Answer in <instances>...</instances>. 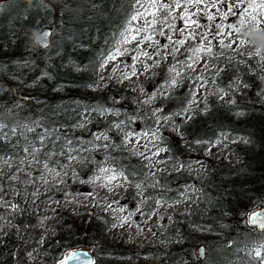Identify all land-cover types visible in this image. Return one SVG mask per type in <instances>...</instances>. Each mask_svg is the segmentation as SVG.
<instances>
[{
	"label": "trees",
	"instance_id": "obj_1",
	"mask_svg": "<svg viewBox=\"0 0 264 264\" xmlns=\"http://www.w3.org/2000/svg\"><path fill=\"white\" fill-rule=\"evenodd\" d=\"M134 2L0 0V184L14 191V195L6 193L0 204V227H4L0 264H54L74 247L87 248L95 256L94 264H124L121 259L105 261L98 257L100 253L121 257L134 253L127 245L103 247L102 232L115 218L89 203L75 210L54 207L50 210L53 233L48 240L40 239L37 212L18 199L20 185L28 178L12 176L27 155L55 170L63 169L71 156L77 161L71 168L80 177L79 189L101 164L111 165L132 184L125 187L121 201L131 211L140 208L141 217L149 214L156 200H179L182 187L191 185L197 197L190 200L187 212L173 213L170 233L179 244L168 252L167 263L264 264V229L249 226L247 210L240 206L245 188L264 183L257 170L264 164V142L249 124L253 115L264 120V103H246L264 87L262 77L249 69L254 57L213 51L207 58L210 71L215 64L220 65L210 79L213 88L192 106L186 118L181 112L192 102L197 76H183L176 87L171 83L175 70L190 57L188 51L167 55L159 61L156 72L141 81L146 95L159 93L154 102L156 110L142 103V95L114 82H106L94 93L90 87L97 82L96 68L115 47L120 31L132 22ZM50 25L48 44L38 46L33 34ZM261 73L264 76V69ZM233 78L242 85H232ZM224 91L233 100L220 99ZM105 111L112 113L103 116ZM160 116L177 124L178 134L166 126L160 132L171 158H177L179 165L149 174L145 160L130 152L112 123L151 132ZM260 128L264 130L262 121ZM99 132L105 133V146L95 151L92 142ZM222 134L242 139L234 149L239 154L237 160L214 159L203 153ZM197 157L207 162L200 178L183 171L184 165ZM69 188L66 184L58 195L50 188L39 198L51 196L59 203ZM137 191L144 195L143 201ZM8 199L15 204L14 213L7 206ZM260 204L258 201L254 206ZM223 224L231 228L225 229ZM196 225L211 226L213 231L205 235L208 241L203 245L214 246L207 258L200 259L195 251L201 239L196 235ZM33 249L40 255L39 261H29ZM151 250L153 256L165 253L151 246L143 251Z\"/></svg>",
	"mask_w": 264,
	"mask_h": 264
},
{
	"label": "rangeland",
	"instance_id": "obj_2",
	"mask_svg": "<svg viewBox=\"0 0 264 264\" xmlns=\"http://www.w3.org/2000/svg\"><path fill=\"white\" fill-rule=\"evenodd\" d=\"M132 22L126 25L118 34L115 47L107 52L96 68V84L91 86L94 93H98L106 82H114L120 87L130 88L135 93L143 96L142 103L147 107H154V102L159 93L146 95V90L141 88V81L148 75L156 72L159 61L167 55L176 56L188 51L190 57L184 62L183 67L175 70L172 78V87H176L180 79L188 74L197 76V81L192 89V102L181 112L183 118L191 114V108L209 93L213 84L210 79L220 67L207 64L208 56L215 51L233 57L242 54L253 56L254 62L249 64L253 73L262 77L264 69V0H135ZM135 17V19H133ZM41 51V50H40ZM113 57H115L113 59ZM232 85H242L238 78L232 79ZM146 95V96H145ZM255 99L246 103H264V87L254 94ZM220 99L233 100L226 91L222 92ZM106 112L102 113L103 116ZM252 114L249 113V118ZM264 117V114H262ZM262 117L253 115L249 124L254 132H259L264 142V130L260 128ZM166 126L171 132L178 134L177 124L173 119L160 116L156 119L153 131H133L123 127L118 122H113L112 127L123 140L130 152L143 158L149 174L160 173L179 165L177 158H171L170 150L161 137L160 128ZM105 133L99 132L94 136L92 145L95 151L104 149ZM242 139L238 136L222 134L208 144L203 153L214 159L226 158L237 160L239 154L235 146ZM77 164L71 156L61 170L47 167L44 162L36 161L32 155H27L21 160L18 168L12 173L13 177L28 179L20 185V201L26 202L27 209L37 212V229L40 239L48 240L52 235L51 224L54 221L52 213L54 207L65 210H75L78 205L89 203L95 209H102L114 216L115 221L104 229L100 238L103 247L127 245L132 250L133 256L121 257L117 253L106 252L98 254L105 261L121 259L127 264H168V252L179 242L170 231L174 226L175 212H187L190 200L197 197L191 185L182 187L180 199L176 201L156 200L154 207L145 217L140 216V208L131 211L121 201L125 187L130 184L123 175L111 165L101 164L96 171L85 181V187L77 186L80 177L71 168ZM207 162L202 158H194L185 164L183 171L191 176H203ZM69 169V172L67 170ZM264 178V164L257 169ZM68 184L70 188L63 194L62 200L57 203L55 198L47 196L39 198L40 194L47 193L52 188L53 195H58L62 188ZM14 195L11 187L3 188L0 184V204L5 200V194ZM140 201L144 195L137 191ZM7 206L11 213L15 212V204L9 199ZM261 201L264 204V183L255 185L254 188H245L240 206L243 209ZM39 208V211L37 210ZM166 223V224H165ZM225 229L231 228L230 224H223ZM196 235L201 237L195 246L197 251L200 243L207 242L205 235L212 233L211 226H194ZM220 231V230H219ZM4 227H0V237ZM222 231L219 233V235ZM215 234V233H214ZM217 235V234H216ZM210 239V238H208ZM160 247L165 253L153 256L144 252L146 247ZM257 248H254L256 250ZM214 246L204 245V257L212 255ZM95 258V256H93ZM39 253L33 249L29 254V261H39ZM264 263V258L262 259Z\"/></svg>",
	"mask_w": 264,
	"mask_h": 264
},
{
	"label": "water",
	"instance_id": "obj_3",
	"mask_svg": "<svg viewBox=\"0 0 264 264\" xmlns=\"http://www.w3.org/2000/svg\"><path fill=\"white\" fill-rule=\"evenodd\" d=\"M50 26H46L33 34V40L38 46L44 47L48 44L50 38ZM47 32L46 38L42 36ZM39 38H41L39 42ZM246 223L258 230L264 229V204H260L249 208L245 214ZM197 256L202 259L204 257V245L200 243L197 248ZM54 264H94L91 252L85 247L69 248L64 255L58 259Z\"/></svg>",
	"mask_w": 264,
	"mask_h": 264
},
{
	"label": "snow or ice",
	"instance_id": "obj_4",
	"mask_svg": "<svg viewBox=\"0 0 264 264\" xmlns=\"http://www.w3.org/2000/svg\"><path fill=\"white\" fill-rule=\"evenodd\" d=\"M133 19H135V17H133ZM47 35H48V33L47 32H45V33H43L42 34V36L44 37V38H46L47 37ZM40 40H41V38H39V42H40ZM115 57H113V59H114ZM259 254V253H258Z\"/></svg>",
	"mask_w": 264,
	"mask_h": 264
}]
</instances>
